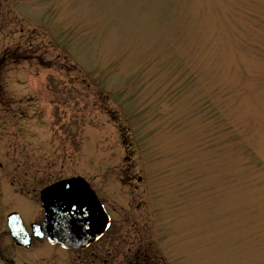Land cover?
Wrapping results in <instances>:
<instances>
[{
    "label": "rangeland",
    "instance_id": "rangeland-1",
    "mask_svg": "<svg viewBox=\"0 0 264 264\" xmlns=\"http://www.w3.org/2000/svg\"><path fill=\"white\" fill-rule=\"evenodd\" d=\"M0 165L84 178L108 264H264V0H0Z\"/></svg>",
    "mask_w": 264,
    "mask_h": 264
},
{
    "label": "flooded vegetation",
    "instance_id": "flooded-vegetation-1",
    "mask_svg": "<svg viewBox=\"0 0 264 264\" xmlns=\"http://www.w3.org/2000/svg\"><path fill=\"white\" fill-rule=\"evenodd\" d=\"M2 168L0 165V171ZM56 182L0 179V264H108L113 250H102L110 228L98 241L79 249L67 250L46 240L41 192ZM114 250L123 254L117 248ZM140 251L132 256V262L126 260L125 264H151L150 258L140 263ZM63 255L69 257L61 260Z\"/></svg>",
    "mask_w": 264,
    "mask_h": 264
},
{
    "label": "water",
    "instance_id": "water-1",
    "mask_svg": "<svg viewBox=\"0 0 264 264\" xmlns=\"http://www.w3.org/2000/svg\"><path fill=\"white\" fill-rule=\"evenodd\" d=\"M46 214V239L68 249H79L98 239L109 218L83 178L61 181L41 193Z\"/></svg>",
    "mask_w": 264,
    "mask_h": 264
}]
</instances>
